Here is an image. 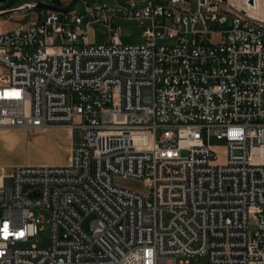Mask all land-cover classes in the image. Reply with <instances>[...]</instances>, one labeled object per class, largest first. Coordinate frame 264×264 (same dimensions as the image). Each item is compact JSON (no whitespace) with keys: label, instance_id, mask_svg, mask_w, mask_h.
<instances>
[{"label":"built area","instance_id":"built-area-1","mask_svg":"<svg viewBox=\"0 0 264 264\" xmlns=\"http://www.w3.org/2000/svg\"><path fill=\"white\" fill-rule=\"evenodd\" d=\"M11 1L0 18L37 12L0 34V131L82 140L68 165L0 167V264H264V4L256 16L248 0H91L63 14ZM118 19L145 42L124 45ZM94 24L106 42H90ZM34 209L50 213L48 248L21 247Z\"/></svg>","mask_w":264,"mask_h":264},{"label":"rangeland","instance_id":"rangeland-1","mask_svg":"<svg viewBox=\"0 0 264 264\" xmlns=\"http://www.w3.org/2000/svg\"><path fill=\"white\" fill-rule=\"evenodd\" d=\"M106 2H112V0H105ZM239 5L242 6V0H237ZM24 0H12L8 5V9H14L23 4ZM247 6L248 1H247ZM236 7V6H235ZM239 7V6H238ZM252 7V6H251ZM256 7V6H255ZM253 7V8H255ZM85 5H80L76 12L80 13L84 10ZM195 8V6L193 7ZM37 11L29 12H14L3 15L0 18V34L5 31H10L19 25H25L31 23L35 20V13ZM28 13V14H27ZM27 14V15H26ZM116 26L121 30V42L126 45H141L145 42L143 37V29L136 21L118 19L116 21ZM109 37V29L103 24H94L89 29V40L93 44H102L106 42ZM56 45H62L65 43L63 35H55ZM221 41V35L215 34L212 38V43L218 44ZM7 130V129H3ZM41 129L25 130L28 134V140L31 144H22L19 138L15 140V146L13 150V155L10 156L8 162L9 167L3 168L6 175H10L13 167H53L65 165L68 161L66 157V149L59 147L64 146L68 142V136L65 134H57L54 143H49L43 146L42 137L37 136V131ZM77 136L79 133L77 132ZM39 138L36 140V138ZM45 141V140H44ZM211 146L217 151L219 155H224L227 148L228 142L226 139L219 140L216 137L210 139ZM119 185L125 188H129L139 192L140 194L146 195L148 193L147 188L142 181L128 180L121 181L118 180ZM8 184H11L10 179L7 180ZM33 213L38 220H41L38 226V231L36 236L30 241L23 243L21 247L23 248H48L51 245V227L49 224L50 213L45 209H34ZM91 217L86 220L85 227L87 230L91 229V222L94 220ZM178 264L189 263V264H209V260L204 256L187 257L181 256L177 258Z\"/></svg>","mask_w":264,"mask_h":264},{"label":"crops","instance_id":"crops-1","mask_svg":"<svg viewBox=\"0 0 264 264\" xmlns=\"http://www.w3.org/2000/svg\"><path fill=\"white\" fill-rule=\"evenodd\" d=\"M62 6H68L72 3L73 0H61ZM231 3L236 6L240 7L237 0H231ZM264 0H256V7L253 8L251 6H247L245 10L249 13H255V12H262L263 9ZM37 136L42 137L43 143H41L43 146L48 145L49 143H54L55 138L57 137V134H65L68 136V142L64 146H59L64 149H66V157L68 158V161L65 165H68L71 160L72 156V150L73 148L78 145L82 140V134L79 131L71 130L69 128L65 127H52L48 128L46 130H38ZM77 132L79 133V136H77ZM29 134L25 131V129H19V128H13V129H7V130H1L0 131V167L6 168L9 167L8 165V159H10V156L13 155V148L15 146V140L16 138H19L21 143L24 144H31L30 140H28ZM39 137V138H40ZM38 137L36 138L39 139ZM64 166V165H61ZM14 168V167H13Z\"/></svg>","mask_w":264,"mask_h":264},{"label":"water","instance_id":"water-1","mask_svg":"<svg viewBox=\"0 0 264 264\" xmlns=\"http://www.w3.org/2000/svg\"><path fill=\"white\" fill-rule=\"evenodd\" d=\"M6 0H0V2H5ZM91 0H73L72 3L68 6L63 7L61 0H52L50 4H44L39 1H35L40 8H43L45 10L54 11L58 13L63 14H69L71 12H75L77 8L82 5L84 2H88ZM98 1V0H94ZM248 5L255 7L256 6V0H248ZM33 196H38V194H35Z\"/></svg>","mask_w":264,"mask_h":264},{"label":"bare ground","instance_id":"bare-ground-1","mask_svg":"<svg viewBox=\"0 0 264 264\" xmlns=\"http://www.w3.org/2000/svg\"><path fill=\"white\" fill-rule=\"evenodd\" d=\"M249 13V12H248ZM250 14H252V15H256V16H262V12L261 11H259V12H255V13H250Z\"/></svg>","mask_w":264,"mask_h":264}]
</instances>
